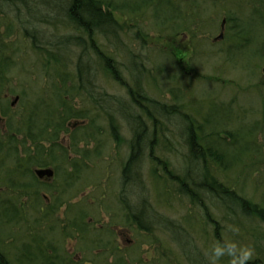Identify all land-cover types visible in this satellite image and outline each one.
Returning a JSON list of instances; mask_svg holds the SVG:
<instances>
[{
	"label": "rangeland",
	"instance_id": "obj_1",
	"mask_svg": "<svg viewBox=\"0 0 264 264\" xmlns=\"http://www.w3.org/2000/svg\"><path fill=\"white\" fill-rule=\"evenodd\" d=\"M98 1L113 10L118 32L115 37L120 39L109 41L93 32L91 40L96 50L117 61L118 80L106 77L97 56L88 50L94 73L91 95L76 88L73 74L78 48L61 44L56 50L63 55L61 65L47 54L52 49L45 40L84 36L64 15L67 6L60 0H23L29 7L17 0L10 4L0 0V64L5 69L0 72V109L5 112V122L11 120L18 130H24L34 108L35 113L40 111L38 120L53 107L59 111L70 107L72 114L84 116L65 119L67 130L52 144L23 142L26 154L19 145L21 159L35 156L39 150L43 151L42 159L52 160L49 166L55 175L47 185L55 187L56 192L44 195L47 202L53 201V194L60 195L63 206L51 213L52 207H44L46 201L40 193L38 199L32 193L20 198L15 226L3 224L0 214V250L11 264H23L22 260L29 258L33 264H209L211 245L218 242L216 239H228L253 249L248 264H264V221L252 212L246 218L240 211L231 214L221 209L224 202L231 209L241 210L229 198L216 202L210 193H202L199 203L197 199L193 203L158 169L159 177H155L145 166L143 182L148 190L147 205L158 218L153 217L151 230L133 223L127 204L130 212L140 210L134 196L138 191L132 185L131 195L128 185H120L132 131L124 119L110 121L96 97V92L99 97L102 93L118 97L137 114L128 88L134 93L138 84L139 93L146 97L144 105L157 101L178 106L195 122L203 121L201 137L218 130L212 138L228 145L224 149L226 163L234 168L223 169L207 159L204 170L209 179L232 188L253 205H264V131L255 135L252 130L245 135L255 124L264 126V0H165L155 3L154 8L145 0ZM43 8L38 13L56 16L57 22L54 26L41 24L44 35L40 41L45 45L39 50L20 27L31 11ZM174 9L186 12L187 21H165L162 15L167 10L170 15ZM223 18V37L215 39ZM130 56L135 61L143 60L142 73L133 70ZM4 95L7 98L3 99ZM16 95L20 99L11 107ZM205 118L210 127H205ZM147 124L152 131V124ZM174 128L183 131L185 124L174 118ZM174 135L173 131L166 132L170 144L166 148L159 144L156 153L167 159L170 170L180 174L187 167V147ZM21 139L25 138L19 137L18 143ZM252 139L254 143L247 142ZM51 145L55 160L47 153ZM3 190L0 182V192ZM11 195L16 199V194ZM162 218L180 226L182 232L174 225L168 232L159 228ZM39 248L41 253L36 251ZM217 264H229L228 258H221Z\"/></svg>",
	"mask_w": 264,
	"mask_h": 264
},
{
	"label": "trees",
	"instance_id": "obj_2",
	"mask_svg": "<svg viewBox=\"0 0 264 264\" xmlns=\"http://www.w3.org/2000/svg\"><path fill=\"white\" fill-rule=\"evenodd\" d=\"M12 0H8L9 3H11ZM165 0H156L157 3H164ZM149 3H152V0H148ZM62 5H66V16L68 22L71 23V25L78 31L81 32L84 36L81 35H69L67 37H61L58 38L55 41L52 42H46V45H49L52 49L51 52L47 51V54L50 55V59L52 62H55L56 65L62 64L63 55L58 54L61 53V50L59 52H56V50H59L61 44L67 43L68 46H74L78 48V51L76 53L75 63H74V74L73 77L75 81L77 80L76 88L78 90L84 89L85 85L82 86L81 82L83 84L84 78V71H88L91 73L92 68L89 65V57L87 54L88 50H92L93 53L97 56V59L99 60L100 64L103 66V62H107L105 59V56L103 52L96 50L95 46L92 43L91 34L94 31H98L102 35H104L105 38L114 40L115 36L117 35V23L113 16V10L109 11L107 8L106 11L103 10L104 3L98 1V0H66V3L63 2ZM106 6V4H105ZM169 12L165 13L163 16V19L165 21H168L169 19L174 21L184 22L187 21L185 18L186 12H182L180 10L174 9V12L170 15H168ZM100 17L99 20H97L96 17ZM164 22V21H162ZM175 24V23H174ZM177 23L176 25H178ZM179 26V25H178ZM241 26V25H240ZM242 27V26H241ZM33 46L34 48L41 49L36 41L33 40ZM45 45V44H44ZM264 48V46H263ZM46 49V48H45ZM55 50V51H54ZM89 53V52H88ZM129 62H137L135 59H133L131 56L128 58ZM110 62V60H109ZM109 65V63H108ZM4 66L3 63L0 64V72H3ZM5 70V69H4ZM94 74V73H93ZM115 79H118L114 73H110ZM93 79V78H92ZM90 86L86 88L85 92L92 95L94 92L93 83L92 80L88 83ZM87 85V84H86ZM135 92L133 93L130 88H128L129 97L131 99L132 104H135L136 107H139L143 113L142 116L134 114L132 111L133 109L128 107L124 102H122L118 97H115L113 95H107L102 93V97H99L98 92H96V97L101 101V109L104 111L105 115H107L112 121V119H124L128 124L129 128L132 131V139L130 142V148H129V155L122 167L121 173H120V185L121 187L128 185V192L132 195L133 190L132 185L134 186V189L136 187L137 192L135 191L134 196H136V201L140 206V210L137 212H130V205L127 204V210L131 215L132 222L137 223L138 226L145 230H151L152 229V223H154V219L158 218V216L152 211L150 208V205H147L148 201L146 199V193L147 188L144 186L141 182V174H140V164L139 160H141V152L142 147L149 140L148 138H152L157 132L156 129L159 130L161 127H163V121L160 119L162 118H170L175 117L177 120L185 122V129L183 131H176L175 128H173L174 136H179L183 139L184 144L187 147V154H186V164L187 167L183 168V175L181 174H175L173 171H171L168 168L167 163L161 162L159 159L155 160L154 163V169L152 176L159 177V175L156 173L157 169L158 172L161 171V174L163 177L172 182L174 185L177 184V191L179 190H185L187 195L193 200L197 201L199 203L200 196H198L195 192H192L187 186L191 185L192 187H195V189L199 190L201 193H210L212 194V199H214L216 202L220 200L223 201V197L227 196L226 198H229L232 202H234L235 205L238 206V208H241V210H234L231 207H227L224 202L222 204L221 209H227L231 214H236L238 211L242 213L244 216L254 214L260 221H264V205L262 206H256L251 203L250 200L240 196L236 191H234L232 188H229L222 183H217L215 180H210L208 177V172L204 170L205 164H207V159H210L215 164L219 165L221 168H234L232 165H228L226 163V157H225V151H222L221 148L219 150L214 149L213 143L217 147H221L222 143L215 142L213 138H215L216 135H218L217 131L214 134L206 135L207 138L201 137L199 135V132L194 128V122L193 120L183 113V111L178 107L174 105H165L163 103H159L157 101H151V104L149 106L144 105L143 101L146 99L145 96L141 95L139 93V85H134ZM70 90V89H67ZM72 90H74L72 88ZM71 91V90H70ZM69 92V91H68ZM99 97V98H98ZM36 109L38 106H35ZM34 112L31 113V117L28 119L29 122H25V129L24 130H18L17 127L12 125L11 120L8 121L6 124L7 132L2 133L0 131V182L3 183L6 190H3L0 192V214L3 218L2 223L6 226H15L17 224V219H15L16 215V203L18 204L19 199L22 197L27 196V192L31 189H34L37 184H43L45 187H48V185L44 184L43 182L39 181L35 176H33L32 172L30 171L31 167H43L50 165V161L47 159H42L40 157H34L29 156L27 158V162L25 161V158H20L19 149L20 146H22L23 150L22 153L26 154L27 151H24V143L26 141V138L35 137L36 134H40L43 130L41 128L50 129L52 132L59 131L60 129L64 132L67 130L66 127L63 126L64 120L69 118H82L84 117L81 115H76L71 113V108H64L61 111L58 109L50 108L47 114L43 116V118L38 120V113H35V108L33 109ZM54 113L53 117L52 114ZM4 112H2V115ZM36 115V116H35ZM58 116V119H54L55 116ZM143 117V118H142ZM37 121H40L37 125ZM149 121L150 124H152L153 130H150L149 124L147 122ZM36 123V124H35ZM43 128V129H44ZM254 130V134H257V131H264V126H261L260 128L255 127L253 129H249L245 135H249L251 131ZM41 131V132H40ZM44 135V134H40ZM247 135V136H248ZM213 136V138H212ZM19 137H24L25 139H21L23 141L19 142ZM153 139V138H152ZM151 139V141H153ZM33 140H35L33 138ZM255 142L254 139L247 141L252 144ZM49 144H52L50 142ZM254 147V146H253ZM252 147V151L253 148ZM248 151V147L246 148ZM55 151L51 146H49L48 154L50 157L55 160L56 155L54 154ZM254 154V153H253ZM255 155H253V158ZM37 158V159H36ZM252 158V159H253ZM242 164H245L243 162ZM237 165V164H234ZM239 165V164H238ZM237 165V166H238ZM24 166H26V169L24 170ZM235 166V167H237ZM198 172V175L195 174ZM27 173V176L25 175ZM25 175V176H22ZM160 174V175H161ZM196 176L195 180L194 177ZM210 176V175H209ZM25 178V182L22 181V178ZM200 177V179H199ZM189 180V181H188ZM215 184V185H214ZM180 193V192H179ZM11 194H16V199ZM182 194V193H181ZM217 197H215V196ZM224 197V198H225ZM53 201L52 202H45L44 207L50 208L51 213L55 211L56 209L59 210L62 206V197L60 195L53 194ZM134 198V197H133ZM252 205V210H251ZM136 206V205H135ZM135 206L133 210L135 209ZM44 207L39 206V209L41 211H44ZM233 207V206H232ZM205 208V207H204ZM263 208V209H262ZM56 210V211H57ZM222 211V210H221ZM225 214V213H224ZM154 217V219H153ZM46 219L45 217H43ZM42 218V219H43ZM145 218V219H144ZM160 219V218H159ZM207 219V218H206ZM163 222L161 223L162 226H158L162 230L170 231L171 225H174L172 223H166V219L162 218ZM178 231L182 232V229L178 225H174ZM8 227V228H9ZM154 228V227H153ZM184 233V232H183ZM42 240V239H40ZM218 242H220V239H216ZM38 253H41V249L39 248L36 250ZM0 264H11L6 256L3 254V252L0 250ZM28 255L33 254L31 252H27ZM185 254V253H184ZM28 258V256H27ZM26 261H29V264H33L34 261L32 258H29L28 260H22V263L25 264Z\"/></svg>",
	"mask_w": 264,
	"mask_h": 264
},
{
	"label": "bare ground",
	"instance_id": "obj_3",
	"mask_svg": "<svg viewBox=\"0 0 264 264\" xmlns=\"http://www.w3.org/2000/svg\"><path fill=\"white\" fill-rule=\"evenodd\" d=\"M17 2L18 3H22V5L24 3L23 0H17ZM118 2L121 3L120 1H118ZM105 4L106 3H104V7H105ZM24 6L25 7H29V5L26 4V3H24ZM44 9L45 8L31 11L29 13L30 16L26 20H22L21 21V27L20 28H21L22 33L25 36H27V37L31 38L32 40L36 41L38 45L42 43L40 41V37H42L44 35V29L41 28V24L43 22H47V23H51L54 26V24L57 22V18L49 16L48 13H46L45 11H42L41 13H38L40 10H44ZM94 17H96V16H94ZM96 18H97V20H99L100 17H96ZM94 32H98V31H94ZM103 37H104V35H103ZM118 38L120 39V36L115 37L114 40L118 41ZM104 56H105V59L107 60V62L106 63L103 62V66H102L103 72L105 73L106 77H108L109 79H112L114 81L118 80V79H115L110 74V73H112V74L114 73V75H116V77L118 78L117 61L115 59H113L112 57H110V56H107V55H104ZM109 60H110V62H109ZM108 63H109V65H108ZM133 66H134L133 70H139L140 73H142V71L144 70L143 68L145 67L143 60L134 62ZM91 72L93 73V71H91ZM92 73H90L88 71H84L85 80L83 81V84L81 82L82 86L85 85L86 88H88L90 86L88 83H89L90 80H92ZM76 84H79V83H77V80H76ZM85 87L82 90L85 91L86 90ZM136 108H137V114L136 115L142 116L143 115V113H141L142 110L139 107H136ZM174 118H175L174 116L170 117L169 119L160 117V119L163 121V127H161V129L152 137L153 139L152 138H148L149 140H147V142H145V144L142 147L141 158H140L141 160H139V164H140L139 168H140V174H141V182H142L143 185H144L143 182L145 181L144 180L145 179L144 176H145V173H146L145 172V166H146V170L150 171L149 173L152 176L153 169H154V163H155L156 159H159L163 163H167L168 162L166 158L161 157L158 153H156V148L161 143H162L161 145H163V147H165V146L170 144V139H169V137L166 136V132L167 133H171L172 128H174ZM54 119H58V116L56 115L54 117ZM208 121H209V119L208 120H206V118L204 119L205 127H210V124L208 123ZM185 122L181 121L182 124H185ZM193 122H194V124H193L194 128L199 132V130L203 128V124H201L203 121L198 123V122H195L193 120ZM147 123H149V121ZM43 128H41V130H43V131L42 132L40 131L41 132L40 134H44V135L36 134L35 137L31 136V138H26V140L31 142V143H35V142L47 143V145H48L50 142H56V140H58L59 135L61 133L63 134V132H64L61 129L59 131L52 132L50 129H46V128L43 129ZM33 138L35 140H33ZM151 139L153 141H151ZM181 139H185V138H181ZM183 144H184V142H183ZM219 147L216 150H218ZM227 147H228V145H226L225 143H222V146L220 148H221L222 151H224V149H227ZM42 153H43V151H39V150L37 152L35 151V156H33V158L34 157L42 158ZM47 153H48V151H47ZM52 171H53V175H55L54 169H52ZM171 171H173V170H171ZM183 171L184 170H182V172L180 173L181 175H183ZM195 174L198 175V172L195 173ZM195 178H196V176L194 177V180H195ZM53 179H54V177H53ZM199 179H200V177H199ZM65 184H68V182L66 181ZM187 187L192 192H195L198 196H200V198L202 196H204V194H202L199 190L195 189V187H192L191 185H188ZM31 191L32 192L28 191L27 194H31L32 193L34 195V198L38 199L39 198V193H40L41 197H43V196H45L44 193H50V192L54 193V192H56V188L52 187V186H49V185H48V187H45L43 184H37L34 189H31ZM179 192H180V194L182 193V195H184L186 197L189 196V195L186 194L187 192L185 190H179ZM213 196H215V195H213ZM215 197H217V196H215ZM191 201L193 202L192 199H191ZM0 255H2V254H0Z\"/></svg>",
	"mask_w": 264,
	"mask_h": 264
},
{
	"label": "clouds",
	"instance_id": "obj_4",
	"mask_svg": "<svg viewBox=\"0 0 264 264\" xmlns=\"http://www.w3.org/2000/svg\"><path fill=\"white\" fill-rule=\"evenodd\" d=\"M229 229L237 231L232 226H229ZM224 257L228 258L229 264H248L253 258V249L228 239L213 243L208 252L209 264H217Z\"/></svg>",
	"mask_w": 264,
	"mask_h": 264
},
{
	"label": "water",
	"instance_id": "obj_5",
	"mask_svg": "<svg viewBox=\"0 0 264 264\" xmlns=\"http://www.w3.org/2000/svg\"><path fill=\"white\" fill-rule=\"evenodd\" d=\"M218 37H222V34H220ZM16 100V98H15ZM14 100V101H15ZM35 173L36 175L39 177V178H43V177H51L52 174H53V171L50 169V168H45V169H36L35 170Z\"/></svg>",
	"mask_w": 264,
	"mask_h": 264
},
{
	"label": "flooded vegetation",
	"instance_id": "obj_6",
	"mask_svg": "<svg viewBox=\"0 0 264 264\" xmlns=\"http://www.w3.org/2000/svg\"><path fill=\"white\" fill-rule=\"evenodd\" d=\"M7 3H9L8 2V0H5ZM61 1V3L60 4H62L63 2H65L66 3V0H60ZM10 4V3H9ZM103 10L104 11H106V9H105V7H103ZM54 17H56V16H54ZM222 20H225V22H224V26H225V23H226V19L225 18H223ZM222 22V21H221ZM221 24V23H220Z\"/></svg>",
	"mask_w": 264,
	"mask_h": 264
}]
</instances>
